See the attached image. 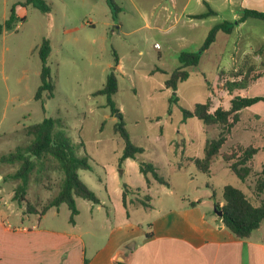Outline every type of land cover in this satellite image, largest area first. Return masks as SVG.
Listing matches in <instances>:
<instances>
[{
	"label": "rangeland",
	"instance_id": "rangeland-1",
	"mask_svg": "<svg viewBox=\"0 0 264 264\" xmlns=\"http://www.w3.org/2000/svg\"><path fill=\"white\" fill-rule=\"evenodd\" d=\"M25 1L0 0V24L9 19L13 7L19 18H25L16 22L15 29L0 33V158L31 143L27 127L45 118L58 119L61 126L57 131L66 135L76 155L89 158L93 168L79 171L81 180L98 189V176L104 175L103 167L113 165L124 147L120 135L114 131L118 115L111 113L106 96L94 95L104 88L118 57L121 66L114 70L118 92L111 99L122 114L132 142L145 149L140 156L142 161L154 159L156 137L163 135L165 147L158 172L172 183L178 195L199 196L204 201L200 210L210 209L213 213L216 203L222 202L223 188L227 185L243 191L256 206L264 201V189L258 190L259 180L264 179L262 105L254 106L260 110L257 113L248 110L241 113V122L222 148V152H227L236 143L260 148L244 182L230 171L220 155L211 163V176L196 171L192 160L203 156L204 145L217 139L221 128L204 125L196 118L184 121L182 113V109L193 110L197 104L204 103L210 104L211 112L218 108L227 110L236 96L253 94L250 88L256 81L244 89L228 87V83L243 78L247 62L239 69L214 77L215 55L222 51L226 57L241 55L242 50L237 52L232 41L241 34L246 44V28L233 31L231 36L219 34L216 42L202 54L198 66L188 69L189 79L174 93L166 89L165 82L180 67L179 54L198 51L215 22L193 21L192 26L186 25L184 14L174 24L176 16L181 17L182 13L153 10L152 5L158 0L138 4L141 11L130 0H115L119 12L107 0H45L51 9L48 13L32 6L21 7L19 4ZM190 10L198 13L204 7H197L193 2ZM162 13L166 15L160 18ZM254 22L255 32L264 33V22ZM44 39L51 45L48 67L54 90L52 97L44 91L37 100L42 70L39 48ZM174 95L178 102L172 101ZM102 161L108 164L102 165ZM56 165V160L48 157L29 175L26 198L38 210L60 190L64 175ZM178 165H182L180 169ZM19 167L20 163L0 161V196L11 203L21 181L10 176ZM156 190L154 187L152 194L163 198ZM100 195L104 197V192ZM76 205L86 215L92 204L77 198ZM11 208L17 212L11 218L12 223L27 216L17 203L13 202ZM59 209V218L68 219L71 214L68 206L62 204ZM47 221L55 218L49 217Z\"/></svg>",
	"mask_w": 264,
	"mask_h": 264
},
{
	"label": "crops",
	"instance_id": "crops-1",
	"mask_svg": "<svg viewBox=\"0 0 264 264\" xmlns=\"http://www.w3.org/2000/svg\"><path fill=\"white\" fill-rule=\"evenodd\" d=\"M130 1L136 10L141 11L138 4L143 5L147 0ZM193 2L197 7H204V11H189ZM156 8L161 12L182 13L181 17L176 16L174 24L186 14V25L190 26L193 21L211 20L215 25L235 23L233 31L246 28V44L241 34L232 41L237 52L242 50L241 55L226 57L223 51L215 55L217 65L214 77L239 69L246 62V67H264V33L257 34L254 30V20H264L241 19L244 10L264 13V0H158L152 5L153 10ZM209 9L216 15L193 18ZM162 14H159L160 18L166 15ZM120 66L118 60L117 67ZM202 76L206 77L203 72ZM263 89L264 76L250 88L253 94L248 97H264ZM220 91L224 90L221 88ZM255 105H262L261 110H264L263 101ZM255 105L246 110L257 113L260 110ZM162 137H156L154 159L148 161L157 171L162 164L165 147ZM121 154L113 165L102 161V165L107 166L103 167L104 175L98 176V189L84 182L97 195L100 203L88 201L92 205L86 215H82L78 207L73 223L70 222L71 214L68 219L59 218L60 207H52L42 216L25 214L24 208L19 207L27 216L12 223L11 218L17 215L16 210L11 208L13 202L0 196V264H85V260L87 264H264V221L249 238H236L231 232H226L228 230L214 212L200 210L204 201L199 196L178 195L169 181V186L154 181L148 186L139 167L141 155L136 159H126L120 168ZM181 166L178 165V168ZM123 184L133 190L127 193V208L123 204ZM154 187L163 198L152 194ZM102 191L104 197L100 195ZM145 195L152 198L150 208L140 203ZM52 211L56 214L49 216ZM49 217L55 218V221H47ZM119 258L124 262L118 261Z\"/></svg>",
	"mask_w": 264,
	"mask_h": 264
},
{
	"label": "trees",
	"instance_id": "trees-1",
	"mask_svg": "<svg viewBox=\"0 0 264 264\" xmlns=\"http://www.w3.org/2000/svg\"><path fill=\"white\" fill-rule=\"evenodd\" d=\"M109 6L115 11H120V7L115 0H107ZM21 7L32 6L42 12L48 13L51 11L50 6L45 0H26L19 4ZM117 15V12L115 13ZM216 12L209 9L206 13L193 16L196 19H203L210 16H215ZM254 18L264 20V13L254 10H244L242 20ZM19 18L15 13V7L12 8L11 15L4 24H0V33L4 30L10 31L15 29ZM235 23L222 22L212 27L201 47L196 52H182L179 54L180 67L174 70L170 77L165 82V87L172 90L174 93L178 90V86L187 81L190 77L189 68L195 67L200 63L201 56L206 52L212 44L217 40L219 34H231ZM51 52V45L48 39H44L39 48V57L42 63L41 70V86L39 87L36 99L41 98L42 92L48 91L50 96H53L54 85L50 76V68L48 67V57ZM118 65V57H115V67ZM115 67L107 77V81L103 89L96 92L94 95H104L107 97V105L110 107L111 113L118 115V122L114 126L115 133L119 134L124 147L119 159V167L128 158L136 159L137 156L144 153V149L135 145L132 142L125 122L120 110L116 108L112 101V95L118 92V79L115 74ZM243 78L239 82L228 83L230 90L238 87L244 89L249 83L255 82L264 76V67L256 69L254 66L246 67ZM222 75V74H220ZM242 75V74H239ZM227 87V88H228ZM172 101L178 102L177 95H174ZM264 102V97H240L236 96L231 101L229 109L218 108L211 112L210 104H197L193 110L182 109L183 119L196 118L204 125H219L221 132L217 139L209 141L205 148L204 154L200 158H194L192 161L201 173L211 176V163L213 159L220 155L222 160L228 165L230 171L235 174L242 182L251 173V164L254 157L260 151V148L255 145H244L236 143L230 147L227 152H222V148L228 142L234 129L241 122V113L247 108ZM58 126H61V121L53 118H45L41 123L27 127L26 132L32 137L31 143L25 148L18 147L14 153L7 156H2V163H20L18 170L11 175L13 179L21 181L14 192L12 202L17 203L20 208H24L25 214L44 215L50 208H58L62 204H66L71 212L70 222H74V217L78 213L75 198L79 197L93 204H99L100 200L97 195L81 180L79 171H89L92 166L87 156H78L74 151V146L68 141L66 135L62 131H57ZM48 157L56 160L58 168L64 175L58 194L49 201L41 210L31 205L26 198L28 178L35 168L42 164V161ZM140 171L143 174L148 186L152 182L160 185H167V180L159 174L156 167L152 163L139 162ZM123 189V204L127 208L126 198L127 193L133 190L126 185H122ZM264 189V179L259 180L258 190L261 192ZM139 191V190H137ZM145 200V201H144ZM144 200L140 203L145 208L151 207L152 198L149 195L144 196ZM221 202H217L216 206L223 212L219 218L227 230H229L236 238L247 239L252 233L258 229L264 221V201L259 205H254L240 189L227 185L222 192ZM191 205H194L191 203ZM87 264V260H85ZM121 264V263H117Z\"/></svg>",
	"mask_w": 264,
	"mask_h": 264
},
{
	"label": "water",
	"instance_id": "water-1",
	"mask_svg": "<svg viewBox=\"0 0 264 264\" xmlns=\"http://www.w3.org/2000/svg\"><path fill=\"white\" fill-rule=\"evenodd\" d=\"M214 213H215L219 218H221L222 215H223V212H222L220 209H218L217 206H215V208H214ZM118 261H120V262H124V260H123L122 258H119Z\"/></svg>",
	"mask_w": 264,
	"mask_h": 264
}]
</instances>
